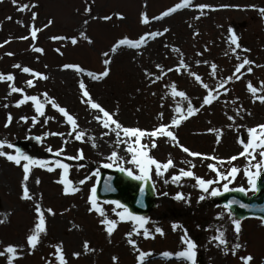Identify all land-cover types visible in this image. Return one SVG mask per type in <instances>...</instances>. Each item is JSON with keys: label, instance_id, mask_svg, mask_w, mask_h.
<instances>
[{"label": "rangeland", "instance_id": "rangeland-1", "mask_svg": "<svg viewBox=\"0 0 264 264\" xmlns=\"http://www.w3.org/2000/svg\"><path fill=\"white\" fill-rule=\"evenodd\" d=\"M178 2L182 0H17V5H36L26 11H18L12 0H0V44L10 40V43L0 47V72L14 73L16 86L25 88L29 95H37L43 99L40 94L47 92L78 118L80 130L86 133L82 141L68 137L69 126L50 104L45 106L44 117L35 112L32 102L15 107L21 95H8L9 83L0 82V139L14 144L39 160L60 159L68 163L69 179L74 186L80 188L75 195L65 196L62 194L63 186L56 182L61 178V169L49 172L46 168L33 167L28 181L30 190L37 199L42 194V206L53 208L56 215L47 217V234L42 235L41 243L35 250H31L27 247L26 237L35 222L34 201L21 199L22 167L0 157V220L4 221L0 223V251L8 245L23 248L13 264H46V261L57 264L52 255L55 251L53 245L60 241H63L68 264H116L112 260L113 256L119 258L118 264H137L138 253L128 243L126 233L138 228V225L134 221L119 222L117 213L122 209L109 203L110 200L98 198V205L104 210L106 217L118 220V226L109 238L105 226L100 224L104 217L96 212L89 213L88 197L93 186H97L98 177L106 169H131L134 178L142 173L130 163L131 154L126 152L124 144H117L114 134L101 135L106 130L93 120L92 110L81 103L78 90L80 78L85 79L93 97L108 109L114 110L118 104L119 119L125 126L150 130L161 122L159 112L165 113L164 122H168L175 114L177 104L185 108L187 106V101L173 96L170 87L166 85L175 82L177 90L186 92L197 107L206 93L188 75L187 70L169 72L162 80L151 84L143 74L144 68L159 75L156 64L164 65L165 71L175 67L180 54L171 49L179 47L192 70L201 75L206 83L215 86L219 79L234 72L235 65L239 63L237 55L242 58L246 56L255 61L252 65L253 72L242 70V78L233 80L226 86L229 89L227 94L221 95L219 100L203 108L175 131L180 143L192 151L216 155L226 160L243 150L238 140L241 137L247 140V128L264 123V103L259 100L253 103V96L247 90L248 81L259 88V82L264 80V67H261L264 66V14L260 11L264 9V0H194L193 5L178 10L163 20L153 21L150 25L140 22L142 12H147L150 17L156 16ZM86 3L92 4L91 17L85 13ZM199 4L212 7L204 9L201 14L195 8ZM33 11L38 13L37 27H42L49 19H53L54 23L38 33L36 41L31 38L20 40L19 37L29 34L28 25ZM118 13H122L125 18L119 19L116 15ZM105 15L112 16V19H101ZM9 16L12 17L11 20L5 19ZM197 16L200 18L195 19ZM85 19L89 21L87 25L83 23ZM17 21H23L24 26ZM165 27L170 29L168 33L149 40L147 46L140 50L121 47L116 53H110L113 60L112 72L104 81H92L86 76L80 77L72 70H61L64 63H78L86 70L101 71L104 67L102 53L109 51L117 40L125 36L136 39L145 32L162 31ZM230 28L239 36L242 48L250 51H231L234 46L229 42ZM81 31L94 40V44H89L80 37ZM197 31L199 35L194 36ZM54 35H75L78 43L72 45L69 40L54 41L50 39ZM33 44L43 47L45 52L40 54L32 51ZM57 48L61 49L63 55L55 51ZM8 52L14 55L8 56ZM197 52H202L203 56H197ZM196 60H206L208 63L197 66ZM213 62L218 66L216 79L210 75V65ZM16 63L40 71L49 79L38 80L35 87L28 88L25 81L32 77L14 69L12 66ZM234 100L235 103L232 102ZM5 104L9 107L5 108ZM241 105L246 111H242L235 121H229L227 117L234 115ZM249 112L251 115L247 114ZM8 113L12 114L13 121L10 126L5 127ZM21 116H27L28 121L20 120ZM34 116L38 123L33 124ZM48 117L55 119H50L45 124L44 120ZM211 127L224 129L219 144L216 143L215 134L207 131ZM53 132L65 133V136L45 135ZM36 137L41 139L37 140ZM65 139L68 140L66 146L63 144ZM157 144L158 147L151 154L159 161H166L171 154L176 166L162 175H157L154 168L150 170L155 189V206L148 215H143L147 220L145 228L150 235L145 238L143 229H140L141 234L133 233L132 237L140 250L151 253L145 258V264H191L186 258L175 255L166 258L161 255L164 252L178 253L186 248L181 239L184 229H187V237L196 244L195 264H242L238 257L248 253L254 256L253 264H264V226H261L260 218L252 216L240 219L242 231L237 239L232 221L238 218L224 205L217 203V196L224 191L225 183L229 190L243 187L248 196L256 193L251 190L244 171H256L251 165L260 161L259 149L251 164L247 157H239L232 164L215 162L221 171L226 172L232 166L241 171L234 180H220L204 192L194 177H185L176 182L171 177L178 174L180 168L188 169L189 165L182 161L190 160L196 165L192 169L196 177L216 180V173L208 167V164L214 162L188 156L167 138L158 139ZM61 147H65V151L60 157H56L54 153ZM49 148L53 151H48ZM80 149L83 150L82 159H65L76 156ZM3 150L14 154L13 149L5 147ZM113 151L119 153L118 161L108 159ZM107 163H112L113 166L104 167ZM85 177L88 179L80 185L78 182ZM36 178L40 180L38 185L35 183ZM214 189L219 190L216 196L211 195ZM178 193H182L184 198L176 199ZM201 196L205 198L200 200ZM173 224L180 227L174 231ZM73 225L78 227L74 228ZM157 227L163 229V235L155 232ZM218 230L224 233L227 240L228 254H225L224 245H219L218 241L212 239L219 234ZM84 241H89L96 251L84 254ZM235 243H241L244 247L238 250L237 255H232L230 249ZM75 251L82 252L79 258L72 256ZM7 255L0 256V264H7Z\"/></svg>", "mask_w": 264, "mask_h": 264}, {"label": "snow or ice", "instance_id": "snow-or-ice-1", "mask_svg": "<svg viewBox=\"0 0 264 264\" xmlns=\"http://www.w3.org/2000/svg\"><path fill=\"white\" fill-rule=\"evenodd\" d=\"M14 5H17V0H12ZM194 4V0H182V2L176 3L174 6L167 8L166 10L162 11L159 15L156 16H149L147 12H142L140 17V22L143 25H150L153 21H160L163 20L165 17H169L170 15L174 14L178 10H182L185 7H188L190 5ZM18 11H26L30 7L34 8L36 7L35 4H23V5H17ZM212 6L208 4H199L195 5V8L200 10L201 14H203L204 9H210ZM221 7H229L228 5H221ZM78 11V10H77ZM261 13L264 14V9H260ZM85 13L91 17L92 13V4L86 3L85 7ZM119 19H124L122 13L116 14ZM38 18V13L32 12L31 16V22L28 25L29 27V34L25 36H21L18 39L20 40H28L31 38L33 41H36L38 39V33L42 32L44 29H47L50 27L53 23V19H49L46 24H44L42 27H37L36 20ZM200 17L197 16L195 19H199ZM5 19L11 20L12 17H6ZM101 19L108 21L112 19V16L105 15L101 17ZM88 19H85L83 23L85 25L88 24ZM17 23H20L21 26L23 25V21H17ZM191 27V25H190ZM170 31L169 28L165 27L163 30H156V31H148L144 34L140 35L136 39H130L128 37H123L117 40L109 49V51H105L102 53L104 59L102 61L103 63V69L101 71H90L86 70L84 67H82L78 63H64L61 66V70L67 71L72 70L75 73H78L80 77H87L92 81L101 82L104 81L106 78H108L112 72L111 65L113 63V60L110 57V53H116L118 49L121 47H128L134 50H140L147 46L149 40H155L157 37L163 36L165 33H168ZM229 32L231 33L229 42L231 46V51L233 53H237L238 50L248 52L249 49L242 48V45L239 43V36L235 33L233 29H229ZM199 35V32H194V36ZM79 36L82 37L84 40H86L89 44H94V40H92L85 32L81 31L79 33ZM50 39L54 41H62V40H69L72 45H76L78 43V40L76 36H60V35H54L50 37ZM10 43V40H5L3 44H0V47H3L4 44ZM32 51L36 53L43 54L45 52V49L43 47H38L35 44L32 46ZM167 47V45H165ZM174 52H177L180 54V58L178 60V63L173 68H167L165 71V66L162 64H156L155 68L159 70V75H157L155 72L149 71L147 68L143 69V74L145 77L148 78L149 82L151 84H155L158 81L162 80L167 73L169 72H180L181 70H187L188 75L191 76L195 82H197L204 90L205 95L202 97V102L200 103L199 107L195 106L192 103V100L188 97L187 93L184 91H178V86L175 82H171L170 85H166V87H170L171 94L173 96H178L182 98L183 100L187 101V106L182 107L179 104H177L175 108V114L170 118L168 122H164V112H159L158 116L161 119V122L158 123L156 126H154L152 129H142L140 127H130L125 126L119 119V106L117 104L116 108L108 109L106 106H104L101 102H98L92 95L91 91L89 90L88 84L85 82L84 78H80L78 80V90L80 93V99L81 103L86 105L89 109L93 112V120L97 122L103 129L106 131L102 132V136H107L114 134L116 137L117 144H124L126 146L125 150L126 152L131 154V160L130 163L135 165L139 171L142 173V175L135 176L138 180H145L146 178L150 177V170L153 168L155 169V172L157 175H162L163 172H166L170 168H174L176 166L175 161L172 159L171 154H169V157L166 161H159L157 160L151 153L152 150L156 149L158 147L157 140L160 138H167L174 146H177L181 149L182 152L186 153L188 156L193 158H202L203 160H211L214 163L208 164L209 169H211L213 172L216 173L217 179L216 180H206L203 177H196L195 173L192 169L196 167V165L190 161L185 160L182 161V163L188 164L189 168L184 169L180 168L178 171V174L172 175L171 179L173 182L179 181L182 178L188 177V178H195L197 181V185L204 191L207 192L209 190V186H211L214 183H218L220 180L225 181H231L236 178V176L240 173V169L236 166H232L229 170L221 171L220 168L217 167L215 162L220 163H229L232 164L233 161H236L239 157H247L249 159V162L251 164V161L256 159L257 150L259 149V156L260 161H258L255 164H252L251 167L255 168L256 171L253 172L250 169H245L244 175L248 177L249 184L251 185V190L257 191V184H256V178L261 175V170H264V123L257 124L253 127L247 128L248 137L247 140L243 137H241L238 140V143L241 144L243 150L239 152L237 155L230 156L226 158H220L216 155H208L207 153H201L192 151L189 147L183 145L180 143V140L178 138V135L176 134L175 129H178L185 121L188 119L194 117L195 115L199 114L203 108L206 106H211L214 102L219 100L220 96L223 94H227L229 89L226 87L230 82L233 80H240L242 76L244 75V72L242 70L246 69L247 73L253 72L252 65L255 64V61L245 57H240L239 55L236 56V59L239 61L235 65L234 72L227 76L226 78L219 79L218 82L215 84V86H211L208 83L204 81V78L199 75L196 71H193L191 66L186 63L185 58L183 56V53L179 47H173L171 49ZM208 48L205 46V51H207ZM57 53L60 55H63L60 48L55 49ZM8 56H13L14 53L8 52L6 53ZM142 54V53H141ZM197 56L202 57V52H197ZM39 57H37V60ZM201 63L207 64L208 61H202V60H196L195 64L199 66ZM14 69H18L21 72L25 74H29L32 79H29L25 81V84L28 88H33L36 86V82L38 80H48L49 77L40 72L37 71L31 67L23 66L20 63H16L12 66ZM47 67V65H45ZM211 72L210 75L213 79L217 78V64L215 62L211 63ZM264 67V66H261ZM16 76L14 73H3L0 72V82H8L9 83V93L8 95H12L13 93H18L21 95V99L17 100L15 103V107H20L21 105L32 102L34 104L35 112L41 116H46L45 106L51 105L53 109H55L61 116L64 118L65 123L69 126L70 130L67 133L68 137L73 138L76 141H82L84 140L86 133L83 130H80L78 118L71 114L67 107L61 106V104L54 98L50 97L47 92H44L40 94L43 99L40 98V96L37 95H29L25 88L23 87H17L15 84ZM260 87H256L253 85L252 81H248L247 83V90L249 93L253 96V103H255L257 100H259L261 103H264V80L259 82ZM155 95V93H153ZM238 99V98H237ZM235 103L236 101H232ZM5 108L9 107L8 104L4 105ZM163 107V105H162ZM246 111L243 109V106L237 107L234 115H229L227 118L229 121H235V119L238 116H241V112ZM248 115H251V113H247ZM27 116H21L20 120L27 122L28 121ZM55 119L54 117H48L44 120V123L47 124L48 120ZM13 121V116L11 113L7 114V119L5 123V127H8L11 125ZM33 124L38 123L37 118L34 116L32 117ZM210 123V122H209ZM208 133H213L216 136V143L219 144L223 134L224 129L223 128H215L211 127L207 129ZM45 135H55V136H65V133L61 132H53V133H45ZM121 136H123V139H121ZM37 140H40L41 137H36ZM63 144L66 146L68 144V140L65 139L63 141ZM95 146V145H93ZM7 147L9 149L14 150L13 152H6L3 149ZM48 151L52 152L53 150L51 148L48 149ZM65 151V147H61L57 149L54 153L56 157H60L61 154ZM0 157H4L7 161L14 163L17 166L22 167L23 170V180H22V195L21 199L26 201H34V213H35V222L34 226L30 231V234L26 237V244L27 247L31 250H35L37 246L41 243V236L47 234V217L48 216H55L56 213L51 207L44 208L42 206V194L40 195L39 199L35 197V194L31 192L28 181L30 178V174L32 172L33 167L39 166L41 168H46L49 172L56 171L57 168L62 170L61 178L56 181L57 183L61 184L63 186L62 194L65 196L68 195H75L78 191H80V188L77 186H74V183L72 180L69 179V172H70V166L68 163L63 162L60 159L55 160H39L29 154H26L24 151H22L20 148L16 147L14 144L4 140L0 139ZM83 158V150H78V154L76 156H68L65 159L67 160H74V159H82ZM110 161H118L120 159L119 153L116 151H113L111 155L108 158ZM104 167H112V163H107L103 165ZM120 171H127L129 176L133 175V171L131 169H124L120 168ZM88 177H85V179L80 180L78 183L80 185H83ZM35 183L38 185L40 183L39 178H36ZM167 183V181H165ZM224 191H229L228 184H224ZM240 192H246V190L241 187L238 189ZM97 189L95 186L90 190V195L88 197V204L89 213L96 212L101 217H104L100 220V224L105 226V231L107 236L110 238L114 231L116 230L118 226V220L117 219H109L106 217L104 210L98 205V197L96 195ZM219 194V190H212L211 195L216 196ZM184 196L182 193H178L176 196V199H183ZM205 197L201 196L199 199L203 200ZM109 203L115 204L117 208L122 209V211L117 213V216L119 218V222H126V221H134L136 225H138V228H134L133 231H130L126 233V236L128 238V243L135 249L138 253L137 255V264H145V258L150 256V252H145L143 250H140L136 241L132 238L133 233L136 235H140V229H143V236L145 238H149V232L145 228V224L147 223V220L143 216H139L134 214L130 209H128L126 206L122 205L119 201H110ZM234 203H240L239 201L230 200L225 207L229 210L231 209L232 204ZM241 207L249 208L250 205L240 203ZM115 212V209H113ZM261 220V226H264V216L259 217ZM3 220H0V223H3ZM234 225V232L236 235V238L239 239L241 234V221L240 219H233L232 221ZM73 227H78L77 225H73ZM173 230L175 231L179 225L173 224ZM155 232L159 233L160 235H163V229L160 227L155 228ZM219 232V230H218ZM154 238V237H152ZM182 243L186 245V248L184 250H181L178 253H171V252H164L161 255L166 258H171L173 255H175L178 258H186L187 260L191 261V264H195V248L196 244L187 237V229H184V236L181 238ZM215 241H218L219 245L225 246V254H228L229 249L227 247V240L224 238V233L219 232V234L212 238ZM111 242V241H109ZM55 251L52 254L55 260L57 261V264H68V261L66 259L65 253H64V244L63 241L58 242L57 244L53 245ZM244 246L241 243H235L232 245L230 251L232 255H237L238 250L242 249ZM23 251V248L21 246H15V245H8L3 251H0V256L7 255V264H13V260L15 258H18V255ZM96 249L90 246L89 241H84L82 246V252L84 254L95 252ZM81 251H75L72 253V256L75 258H79L82 254ZM242 264H253L254 256L251 253H248L243 256L238 257ZM118 257L113 256L112 260L118 264ZM46 264H52L51 261H46Z\"/></svg>", "mask_w": 264, "mask_h": 264}, {"label": "water", "instance_id": "water-1", "mask_svg": "<svg viewBox=\"0 0 264 264\" xmlns=\"http://www.w3.org/2000/svg\"><path fill=\"white\" fill-rule=\"evenodd\" d=\"M257 194L248 197L244 192L231 191L220 194L218 203L226 205L230 200L250 205L241 207L234 203L231 211L240 219L247 216H264V171L257 181ZM96 195L99 199L119 201L134 214H149L155 206V193L150 177L136 180L119 168L101 173Z\"/></svg>", "mask_w": 264, "mask_h": 264}]
</instances>
